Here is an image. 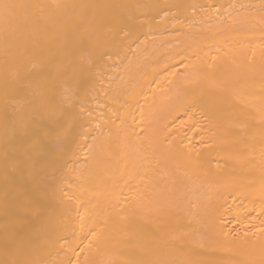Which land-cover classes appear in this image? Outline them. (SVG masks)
<instances>
[{"label": "bare ground", "instance_id": "bare-ground-1", "mask_svg": "<svg viewBox=\"0 0 264 264\" xmlns=\"http://www.w3.org/2000/svg\"><path fill=\"white\" fill-rule=\"evenodd\" d=\"M0 264H264V0H0Z\"/></svg>", "mask_w": 264, "mask_h": 264}]
</instances>
